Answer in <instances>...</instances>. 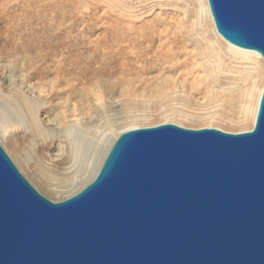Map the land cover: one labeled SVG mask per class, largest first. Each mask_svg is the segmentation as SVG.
Returning a JSON list of instances; mask_svg holds the SVG:
<instances>
[{"label":"water","instance_id":"water-1","mask_svg":"<svg viewBox=\"0 0 264 264\" xmlns=\"http://www.w3.org/2000/svg\"><path fill=\"white\" fill-rule=\"evenodd\" d=\"M218 35L264 60V0H206ZM0 264H264V86L250 131L128 130L52 201L0 146Z\"/></svg>","mask_w":264,"mask_h":264},{"label":"rangeland","instance_id":"rangeland-1","mask_svg":"<svg viewBox=\"0 0 264 264\" xmlns=\"http://www.w3.org/2000/svg\"><path fill=\"white\" fill-rule=\"evenodd\" d=\"M199 2L0 0V125L11 137L6 145L0 133V146L42 196L60 201L82 189L118 136L132 128L172 123L230 133L252 129L253 103L247 102L256 66L218 45ZM54 80L91 95L83 139L102 144L87 170L65 159L71 149L63 130L59 140L39 132L51 127L48 119L59 110H50L58 97L47 101L38 95L40 85ZM263 80L257 74L255 85ZM32 107L44 124L39 129L31 121ZM72 133L80 140V131ZM86 148H93L91 142ZM49 171L54 177L70 172L75 181L46 190L36 181L43 174L53 177Z\"/></svg>","mask_w":264,"mask_h":264},{"label":"bare ground","instance_id":"bare-ground-1","mask_svg":"<svg viewBox=\"0 0 264 264\" xmlns=\"http://www.w3.org/2000/svg\"><path fill=\"white\" fill-rule=\"evenodd\" d=\"M201 7H203L204 12L206 13V15H208V18L211 20V22L213 24V30H214L215 36H216V38H218L217 39L218 40L217 41L218 45L221 46L222 48H225L227 50V52L230 55H232L233 58L239 59V60H241L243 62L247 61V62L253 63L256 66V68H253V71L256 72V81H257V74L259 76L262 75L263 79H264V60L261 57H259V55L257 53H255V52L239 49V48H236V47L228 44L227 42H225L218 35V33L215 30L214 23H213V20L211 18V15L209 13V9H208V5H207V1L206 0H200L199 8H201ZM202 39L205 40V42H204L205 45H207L208 47L211 46L209 41H208V36H206L204 33H203ZM58 78H59V76H58ZM58 80H54L53 82H51L49 84L47 82L43 83L42 85H40V90H39V93H38V95L40 97L41 96L44 97V99H46L47 101H52L55 97H58V99H60V100H61V98H63V100H61V101L57 99V102H56L55 106H50V104L52 102L49 104V106L51 107L50 110L53 107L55 109H59L57 111L56 110L53 111V112H56V113H55V115L52 116V119H50V118L48 119V121H51V127L45 128L43 126L44 124L43 125L41 124L40 113H39V111L34 110V108H33L34 106L31 108V111L29 112L30 116L32 117L31 121H32V123L34 124V126L37 129H39L40 126L41 127L43 126L42 129H39V132L44 129V131H42V133L43 134L46 133V135L49 138H55V137L60 136V134H61L60 131L63 130V134L68 139L67 140L68 143H69L68 147L71 149V150L68 151V157H66L65 159H69V160H71V162L72 161H74V162L79 161V165L81 163V166L82 167L85 166V170H87L90 167V164L92 163V157L94 156V153H96V151H95L96 147H98L99 145L102 144V140L94 141V140H89V139H86V140L83 139V135L86 134L88 129L84 130L82 128V126L88 125V122H86V118H90L91 117V111H92L91 107L92 106L90 105V99L92 100V98H91V95L86 91V89L82 90L80 93H78V92H75V89L77 87L73 88L75 86H69L67 84V83H69L68 81L66 83L64 82V84H63L62 81L58 82ZM256 81H254L253 84H252V94H251V96H249V99H248V102H247V106L252 105V103H253L252 108H251L250 112H249V108H247L248 110L245 109L246 110L245 112H246L247 115H248V112L251 114L250 117H251V122L253 124H254V121H255V115H256V111H257V105H258V102H259V98H260V95H261V92H262V89H263V86H264V82H263V84L260 87H257L255 85ZM71 83H72V81H71ZM66 84L69 86V88H67V89H66V87H67ZM93 100H95V102L98 103L101 100V98L95 96V97H93ZM58 102H59V104H58ZM56 105H57V107H56ZM54 108L52 110H54ZM99 108H101L100 111L102 112V110H104L106 107L103 109L102 105H101ZM102 113H104V112H102ZM107 120L105 119L106 124L109 126V128L112 127V126H110L108 124ZM48 121H47V123H48ZM16 125H17V123L15 124V126ZM177 126H178V124H177ZM179 126L181 127V125H179ZM182 127H184V126H182ZM252 127H253V125H252ZM86 128L87 127H85V129ZM132 129H134V128H132ZM74 131L77 134H78L79 131L81 132L80 140H78L79 138L77 140L75 139L76 137L73 136V133H72ZM220 131H222V130L220 129ZM223 132H227V131H223ZM0 133H1V136L3 137V139H4L3 140L4 143H6V145H9V143L11 141V137L8 134V129L5 126L0 125ZM227 133H230V132L228 131ZM58 140H59V137H58ZM52 141L54 143V140H52ZM90 142L93 145V148L89 149L87 151L86 146ZM70 152H71V156H70ZM59 156L60 155H56L57 158ZM75 165H76V163H75ZM94 169L95 170L92 172L93 178L95 177V175H96L97 171L99 170V168L95 167ZM50 171H49V173L52 174L53 171H52V173ZM43 175L46 178H44V179L42 178L41 179L39 177L38 179L40 181L37 180L36 182L42 188H45L46 190L48 188H51L52 186H54L56 188L61 187L63 185V183L67 182L69 179L75 181V175L71 174L70 172L69 173L60 174L58 177H54L53 174H52L53 177H50V176L47 177V176H45V174H43ZM71 180H70V182H72ZM71 184H73V183H71Z\"/></svg>","mask_w":264,"mask_h":264}]
</instances>
